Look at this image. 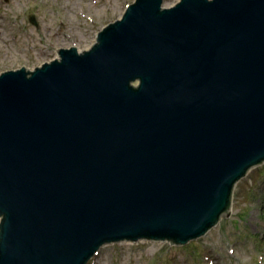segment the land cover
I'll return each instance as SVG.
<instances>
[{"label": "water", "instance_id": "1", "mask_svg": "<svg viewBox=\"0 0 264 264\" xmlns=\"http://www.w3.org/2000/svg\"><path fill=\"white\" fill-rule=\"evenodd\" d=\"M162 3L137 0L90 51L0 75V264L185 245L264 162V0Z\"/></svg>", "mask_w": 264, "mask_h": 264}, {"label": "rangeland", "instance_id": "2", "mask_svg": "<svg viewBox=\"0 0 264 264\" xmlns=\"http://www.w3.org/2000/svg\"><path fill=\"white\" fill-rule=\"evenodd\" d=\"M135 0H0V74L89 49ZM179 0H164L171 7ZM35 14L39 28L29 22ZM89 264H264V164L236 186L230 217L185 246L141 241L102 247Z\"/></svg>", "mask_w": 264, "mask_h": 264}]
</instances>
